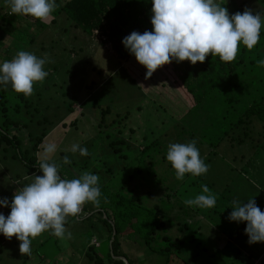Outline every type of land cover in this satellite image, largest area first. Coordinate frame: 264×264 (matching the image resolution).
I'll return each instance as SVG.
<instances>
[{"label": "trees", "instance_id": "1", "mask_svg": "<svg viewBox=\"0 0 264 264\" xmlns=\"http://www.w3.org/2000/svg\"><path fill=\"white\" fill-rule=\"evenodd\" d=\"M221 2L223 3V0ZM56 3L59 7L53 13L54 19L49 23H42L30 16L10 14L7 0H0V63L5 60H11L15 53L21 50L34 53L38 57L45 53L49 54L50 59L53 61L45 65V70L49 74L42 84L36 83L34 85V93L32 95L41 99L44 93H49V90L58 95L59 87L57 82H60L61 88L64 82H61L59 78L56 79L57 66L60 67V60L65 58L67 52H69V54L67 53L69 60L71 55L74 58L76 57L78 64L74 62L66 70L69 91L67 93L63 92L61 96L64 98L68 97V100L63 102L60 110L63 111L64 109L65 116L72 112L78 115L69 124L65 121L61 122L60 128H64L65 131V129L69 130L68 128H76L79 117L82 115V108L85 106L84 103L95 97L97 98V96L104 97L102 95L107 90L105 86L112 80L113 75H110L108 78L104 77L102 83L95 84L93 77L100 76L101 70L97 71L99 67L96 68L93 64L86 65L91 60L84 61L89 55L92 56L91 50L95 49L94 44L96 42L99 43L96 51H99L102 47L108 48V51L111 52V57L113 56L119 65L129 62L126 68L124 67L119 71H124V77L127 78L129 74H139L142 65L136 61L134 55L132 56L125 49L122 40L133 31L141 34L145 31H152L150 23L152 3L151 0H56ZM224 7L228 9L229 15H232L236 12L242 13L245 8H248V5L240 0L238 3L233 0H226ZM259 12L264 14V8L262 10L259 8ZM59 20L62 21L60 24L65 23V26L61 28L63 31L61 40L67 36L71 39V44H68V46L60 45L63 43L58 38H51L50 43L40 39L41 35H44L50 28H60ZM75 29L78 32L74 33ZM98 34L100 39L97 38ZM93 40H95L94 44ZM103 53H107L106 50ZM263 57L264 30L261 29L258 44L251 51L241 46L235 61L231 63L222 62L218 56L212 57L211 55L206 58L204 63L197 62L196 65H191L187 60L182 62L173 61L153 73L154 76H160L161 79L159 82L151 81L150 86L144 85V90L141 92L146 95L141 103L136 104L135 110L137 113L142 112L141 106L146 100L152 103L153 108L150 111L156 112L154 110L158 108L163 109V112L171 118L169 119H173L172 130L179 135L181 142L198 140L199 144L205 147L204 149L207 150V153L204 150L199 149V151L203 152L201 158L204 159L207 165L211 163V154L215 153V150H219L224 144L229 148H234L235 145L238 147L242 146L245 153H252L256 148L258 150L261 148L259 143L263 142L264 145V99L261 97L259 100H254L256 97L252 95L247 100L240 101L243 110L236 113V104H239L236 90L238 91L239 85L247 86V84L238 79V76L244 75L245 77V74L257 71L259 67H257L256 61L264 59ZM109 62H112V58L109 59ZM76 72H79L80 77L74 81L73 89L75 91L86 90L91 92V98L84 103L83 100L80 101L78 96H75L70 91V85ZM93 74L95 75L92 76ZM249 78L252 79L251 77ZM48 85L50 87H47ZM51 98L52 96L50 95ZM74 104L79 106L80 109H73L71 106ZM31 105L32 103L22 94H16L10 85L7 87L0 86V156H6L11 149L18 154L10 157L16 160L14 161L16 165L4 161L6 163L4 176L10 187L8 191L11 194L14 193V188L11 189L13 185L10 180V175H13V172L15 178L19 179L21 184H29V179L30 177L33 178V175H42L39 171V162L36 155L42 142V137L40 136L47 137L48 131L51 132L57 127L50 118H42L44 124L48 126V131L41 134L46 131V127H43L40 134L34 136L29 129L31 123L29 124L28 122H31L30 116H34V114L40 113L42 110L31 107ZM100 106L96 105L98 108ZM46 108L44 111L49 114ZM54 109L57 111L59 107L55 106ZM102 112H107V110H102ZM25 116L29 125L26 124ZM50 116L52 117L51 114ZM122 118H128L131 127L134 117H131L130 113L126 112ZM137 118L138 116L135 117V119ZM116 119L119 120V117L115 118V115L112 114V123L107 126H114L112 130H117L116 132L120 133L121 128L116 125ZM101 121L95 125L97 133L94 134L96 136L101 134ZM134 130L136 128L131 127L128 133ZM254 133H263V136L257 137ZM112 134V139L117 138L115 133ZM160 137H150L151 141L147 143L140 141V144H145L144 147L138 155L133 156L130 160L129 156L124 155V151L119 147L125 143L123 140H112V142L107 143L112 149V153L118 155L119 165H122V167L116 174L112 173V193L108 191L109 194L107 191L100 189L102 193L100 204H103V208L95 207L94 210H98L97 214L102 211L105 216L102 222L106 227L107 250L105 254L100 255L96 253L97 251L93 252L92 249H100L101 245L97 241H95L98 243L96 244L97 247L96 245H90L89 251L85 253V256L88 257L91 264H140L138 260L143 247H146L151 254L155 255L153 261L157 262V257L161 259L166 256L165 263L168 264L171 255H180L181 251L186 249V244L192 241L194 235L197 234L196 229L194 235L188 237V239L186 237L180 239L175 237V234L172 235V226L175 228L178 222L184 223L179 225L178 230H180V226L181 230L188 229V225L183 220H178L176 223L170 222L171 215L173 216L175 213L171 211L170 200L178 201L180 199L181 206L188 208L189 206H186L183 201L187 198H193L197 193L191 196L187 188L194 185L198 189L201 185L210 186L202 182H204L205 177L207 179V173L211 171L212 166L209 167V171L205 175L192 177L186 174L183 181L176 180L174 170L166 160L167 146L172 142L168 138V133L163 135L165 138L162 141ZM213 137L222 138L218 139L219 143L217 144ZM162 142L167 144L162 145ZM137 143L139 144V142ZM115 146H118V149ZM238 156L243 157L242 152L233 157L234 161ZM124 162L125 165H123ZM18 165L21 168L28 166L26 171H22L25 176L21 177L20 172H17ZM24 167L22 170H24ZM144 189L146 192H144ZM155 189H157L156 192ZM172 196L173 198H171ZM145 200H148V203ZM239 201L244 203L245 198H239ZM258 201H255L256 205L264 211V200L258 199ZM222 204L226 206L225 202L217 203V205ZM227 204L230 203L227 202ZM191 208H193L194 212L196 210L200 211L198 208ZM173 210L176 211V208ZM106 212L112 216V226L107 223L110 218ZM82 216L83 208L76 217L78 222ZM92 216L89 215L87 218L90 220ZM222 217L224 216L221 213V222L224 220ZM74 218L72 217V219ZM87 218L85 220H88ZM69 221L71 220L69 219L67 222ZM240 223L237 233L235 230H230L231 224L227 223V229L222 233L225 236L221 237V228H219L216 240L218 242L213 245L214 248L218 250L219 246L222 244L225 246L226 242L227 246L232 245V248L236 250V253H232L234 257L238 256L241 253L238 241L245 240V236L241 235L244 232L241 227L245 222ZM166 228H169V231ZM135 229H137L139 234L134 231ZM158 232L160 236L156 238ZM52 237L54 236L45 232L33 240L31 256H22L19 250H14L9 241H6L4 251L6 254H12L9 257L19 258V261L15 259V264H44L42 261L43 258H46V253H42L44 248L41 249L42 251H39V249ZM130 244L137 246L138 249L135 252H139V254L132 255L129 252V255L127 254L126 247ZM66 250H70V248L68 247ZM204 250L208 251L206 246ZM222 250L225 252L226 248ZM263 251L264 249L260 253ZM253 254V252L250 255L246 254V258L250 261L254 258L252 257ZM59 255V258H63L64 253ZM258 258H260L259 264H264V256ZM39 261L41 262L39 263ZM250 264H254V261H251Z\"/></svg>", "mask_w": 264, "mask_h": 264}, {"label": "rangeland", "instance_id": "2", "mask_svg": "<svg viewBox=\"0 0 264 264\" xmlns=\"http://www.w3.org/2000/svg\"><path fill=\"white\" fill-rule=\"evenodd\" d=\"M233 1L238 3L239 0ZM60 23H62L61 20H59L60 28H50V30H47L44 35H41L40 39L47 43L51 42V38H58L61 40V35L63 32L61 28L65 26V23ZM262 29L264 30V28ZM69 32H71V30H69ZM75 32H78V30L75 29L74 33ZM97 38L100 39L99 34L97 35ZM23 42H25V40H23ZM61 42L63 44L60 45L68 46V44H71V39H69L68 36L63 37ZM94 43L95 40H93V44ZM94 45L95 49L91 50L93 59L90 63H92L96 68L99 67L97 71L101 70L100 76H94L96 73L92 75L94 76V83L100 84L102 83L104 77H107L109 73H112L111 67L113 66V64L112 62H109V59H111L112 57L111 52L108 51V48L102 47L99 51H96L99 43L96 42V44ZM104 50H106L107 53H103ZM67 53L69 54V52ZM67 53L65 54V58L63 60H60V67L57 66L58 69L56 70V79L59 78L61 82H64L62 84V88L60 82H57V85L59 87L58 95L50 92L49 90V93H44L42 95L43 98L41 99L37 96H30L27 98L28 101L32 103L31 107H36L42 110L40 111V113H36L34 114V116H30L31 122L26 121L27 117L25 116L26 124L31 123L30 125H28L31 133L34 136L40 134L43 127H46V131L42 132L41 134L48 131V126L47 124H44V120L42 118H50V120L53 121L52 123L54 125H57V127L54 128L51 132L48 131L47 137L44 138L43 135L40 136L42 137V142L39 145L38 151L36 152L38 162L40 161L42 155L43 146L47 143L54 142L57 145V152L52 157V160L60 165L59 175L62 179L70 180L73 177L78 178V176L84 171H89L100 177L99 187L102 191H110L112 193V173L116 174L120 170L122 165H119L118 155L112 153V149L110 148V146H108L109 144L107 143L112 142V140H123L125 143L119 147L122 148V151H124V155L129 156L130 160L133 156L138 155L144 147L145 144H140V141H145V143H147L148 141H151L150 137L155 138L162 136L160 137L162 141V139L165 138L163 137V135L168 133V138L172 143L189 142L188 140L186 142H181L179 140V135L176 134L174 130H172L174 124L172 121L173 119L170 120L171 118L165 112H163V109L158 108L154 110L156 112L150 111L153 106L151 105L152 103L148 100H146L142 104V112H136V104L141 103L143 101L142 99L146 95L141 92L142 90H144V85L150 86L151 81L159 82V80L161 79L160 76L154 75H152V78L145 79L146 69L143 66L141 67L139 74H129L127 75V78L124 77V71L115 73L112 76V80H110L105 86V89L107 90L105 91V94L102 95L104 97L97 96V98L95 97L87 103L84 102L91 98V92L86 90L75 91L73 89L74 81L80 77L79 72L74 73V78L72 79L70 85V91L74 93L75 96H78V99L80 101L83 100L85 106H83L82 108V115H80L79 117L76 128H68L69 130L65 129L64 131V128H60L61 122L65 121L69 124L71 120L78 115H76L75 112H72L65 116L64 109L63 111L60 110V108L63 106V102L68 100V97L64 98L61 96L63 92L67 93L69 91L67 85L68 80L66 70L69 69V66L71 64L70 62H68V59L66 60ZM249 77H251L252 79H250ZM238 79L247 84V86L239 85L240 87L238 88V91L236 90V92H238L239 101V104H236V113H239V111L243 110L240 101H245L248 98L252 97V95L256 97L254 100H259L261 97L264 99V68L259 67L257 71L245 74V77L244 75L238 76ZM47 87L50 86L48 85ZM50 95L52 96L51 99ZM112 95L114 97L113 99ZM96 105L101 106L98 108L96 107ZM55 106L59 107L57 111L56 109H54ZM71 107L77 110L80 109V107L76 106V104L72 105ZM45 108L47 111H49V114L45 113ZM102 110H107V112L103 113ZM50 111L52 112L50 113ZM126 112L130 113L131 117H134L132 119L134 122L132 121L131 127L136 128V130L129 133L128 130L129 128H131L129 119L122 118L124 117ZM50 114L52 115V117L50 116ZM112 114L115 115V118L119 117V120L116 119V125L120 126V133L116 132L117 130H112L114 126H107L108 124L112 123ZM136 116H138L137 119H135ZM58 121L59 123L57 124ZM100 121L102 122V128L100 129L101 134L100 136H96L94 134L97 133L95 125L96 123H100ZM105 126L107 127L105 128ZM112 133H115L117 138L112 139ZM254 135L257 137H262L263 133H254ZM219 138L222 137H213V140L218 144ZM195 141L197 142L198 149L204 150L206 151L205 153H207V150L204 149L205 147L200 145L198 140ZM137 142H139V144ZM74 143H78L82 147H86L88 149L89 155L81 156L79 155V153L73 154L70 151V148ZM161 144L166 145L167 143L162 142ZM259 144L261 148H259V150L258 148H256L257 151L254 150L252 153H245L242 146L238 147L237 145H235L234 148H229L225 146L226 144H224L220 147L219 150H215V153L211 154V163L208 164L212 166L211 171L207 173V179L205 177V180L202 183H207L208 185H210L208 186L209 189L213 193L218 194V198H220L217 203L222 201L225 202L226 206H224L223 204L217 205L216 203L215 207L211 209H200V211L196 210V212H198L196 213L194 212V210H192L193 208L191 207L187 208L185 206H181L179 201L180 199L178 201L174 199L170 200L171 211L175 212L173 216L171 215L170 222L176 223L178 220H183L185 224L188 225V229L181 230L180 226V230H178L179 225L184 224L178 222V225L175 226V228L174 226H172V235L175 234V237H178L180 239H183L185 237L188 239V237L194 235L196 229L197 234L194 235L192 241L188 243L186 242V249L182 250L180 255H171L168 264H250L251 261H254L255 264H259V258L257 257V254L264 249V243L254 244V254L252 256L254 258H252L250 261L246 258V254L248 253V255H250L248 251L252 252V247L247 240L238 241V244L241 247V253L236 257H234V255L232 254L236 253V250L232 248V245L227 246L226 242L225 246L222 247V249L226 248L225 252H223V250L220 248H218L217 250V248L215 249L213 246L218 242L216 241L218 238L217 231L225 222H231L230 230H235L237 233L240 222L237 223L228 219L229 214L232 211L231 207L232 201L234 199L239 200V198H245V203L253 195L252 198L255 201L257 200V202H259L258 199L264 200V185L260 186L261 188L257 186L258 183L260 184V180L264 179V145L263 142ZM115 147L116 149H118V146ZM241 152L243 157L238 156V158L234 161L233 157ZM15 155L18 154L11 149L8 151L6 156H0V181H2L0 183V198H8L9 204L11 203V199L16 191V188L14 186H11V189L14 188L13 194L8 191L10 187L7 184L6 177L4 176L6 171V163H4V161H7V163L9 164L16 165V162H14L16 160L10 158L11 156L13 157ZM200 155H203V152L200 151ZM64 157H68L70 163H63ZM123 165H125V162L123 163ZM22 168L19 165L17 167V172H20L21 177L25 176L24 172L22 171H26V168L28 169V166L24 167V170H22ZM114 177H116V175H114ZM32 179H30L28 183H31ZM20 185H24V183H20ZM187 189L191 196H194L196 193L199 194L201 187H199L198 189L197 186L194 185ZM262 189L263 191H261ZM156 190L157 189H155V192ZM144 192H146L145 189ZM171 198H173V196ZM145 201L148 203V200ZM227 202H229L230 204H227ZM95 207L97 206H93L90 203L85 204L83 206V216L80 218L79 222L76 217L74 219H72V217L68 218V220L70 219L71 221L67 222L65 227L67 231L71 232V239L62 241L57 239L56 237H52L46 241V243L39 249V251H42L41 249L44 248V251H42V253H46V258H43V261L41 260L42 262H44V264H91L88 257L85 256V253L89 251L90 245L95 246L98 243L101 245V248H93L92 251H97L96 253L100 255L106 253L107 234L105 232L106 227L102 222V219H105V216L102 214L103 212L100 211V217V214L96 213L98 210H94ZM172 207L173 209L176 208V211L173 210ZM97 208H103V204L99 203V206ZM0 213H3L5 217H7L10 214V207H0ZM221 213L224 216L222 217L224 219L222 220V222L224 221L222 225H220ZM107 214L110 218L107 223L112 226V216L110 215V213ZM89 215H93L90 220L87 218ZM86 218L88 220H85ZM245 227L246 226H242L241 230L244 231ZM223 228L227 229V226ZM166 230L169 231V228H166ZM134 231L139 234L137 229H135ZM0 236L4 235L0 234ZM157 236H160L159 232L157 233L156 238ZM207 237L208 239L206 240ZM245 237L248 238V236ZM95 241H97L98 243ZM205 246L208 251L204 250ZM68 247L72 251L66 250ZM137 249V246L130 244L127 245L126 252L127 254L129 252V254L137 255L139 254V252H135L137 251ZM16 250L18 251V248ZM141 250L142 252L140 253V257L138 260L140 261V264H166V256H163L161 259L157 257L158 261L156 262L153 261V259H155V255L151 254L146 247L141 248ZM60 253H64L63 258H59ZM0 255H3L0 256V264H15V259L19 261V258L6 256L4 247L0 250ZM131 259L133 258L131 257ZM41 261H39V263Z\"/></svg>", "mask_w": 264, "mask_h": 264}, {"label": "clouds", "instance_id": "3", "mask_svg": "<svg viewBox=\"0 0 264 264\" xmlns=\"http://www.w3.org/2000/svg\"><path fill=\"white\" fill-rule=\"evenodd\" d=\"M226 0H151L152 31L143 34L136 31L124 37L122 44L136 61L146 69L145 79L164 65L173 61H189L191 65L204 63L206 58L218 56L222 62L235 61L240 47L251 51L260 40L264 28V14L245 8L229 15L224 7ZM10 14L30 16L42 23L54 19L53 13L59 5L56 0H7ZM53 61L49 54L38 57L28 51H18L11 60L0 63V86H11L16 94L28 98L34 93V85L42 84L48 76L45 65ZM264 68V59L256 61ZM70 151L81 156L89 155L88 149L78 143ZM57 152L54 142L42 148L39 171L31 183L15 191L11 203L0 198V207H10L5 217L0 213V234L11 240L20 241L22 256L32 255V242L48 232L59 240L71 239V232L65 225L69 217H77L85 204L99 206L102 195L100 177L84 171L78 178L62 179L59 167L52 157ZM166 160L170 163L178 181L186 174L192 177L205 175L209 171L201 158L197 142L170 143ZM63 163H70L68 157ZM218 194L207 185H201V192L183 201L186 206L211 209L215 207ZM230 221L246 222L244 229L248 243H264V211L253 198L242 203L234 199Z\"/></svg>", "mask_w": 264, "mask_h": 264}, {"label": "crops", "instance_id": "4", "mask_svg": "<svg viewBox=\"0 0 264 264\" xmlns=\"http://www.w3.org/2000/svg\"><path fill=\"white\" fill-rule=\"evenodd\" d=\"M242 1L244 4H247L248 5V8L249 9H252L253 12H259V8L260 10H262L264 8V0H240ZM116 56V55H115ZM133 56V55H132ZM131 56V57H132ZM68 59V57H66V60ZM93 57L92 56H88L87 59H85L84 61H90L92 60ZM69 60V59H68ZM70 62V64H73L74 62H76V57L74 58L73 55L70 56V60L68 61ZM77 63V62H76ZM78 64V63H77ZM92 63H88L86 65H90ZM112 73L108 74L106 78H108L110 75H114L115 73L119 72L120 69H123L124 67L126 68V66L129 64V62L127 61L126 63H121L120 65L114 60L113 56H112ZM10 180L12 182V185L15 186L17 189H19L20 187H22V185H20L19 183V179L15 178V174L13 172V175L11 174L10 175ZM30 179H32V177H30ZM29 179V180H30ZM24 185H27V184H24ZM264 185V179H261L260 180V184L258 183L257 186L259 188H261L260 186H263ZM263 191V189L261 190ZM228 224H231V222H227ZM227 223L225 222L224 224L222 222H220V228H221V234L224 232V230H226V228L224 229L223 227H226L227 226ZM241 224V223H240ZM243 226H246V222L243 224ZM241 233V232H240ZM242 236H247L245 234V232H243L241 234ZM221 236H225L224 234L220 235ZM245 240L248 241V238L245 237ZM6 241H9L10 244L12 245V247L14 248V250H16L18 248L19 250V241L17 239L14 238V236L12 237L11 240L5 238L4 236H0V250L4 247V245L6 244ZM224 245H220L219 247L222 248ZM251 247H252V252H254V244H251ZM5 252V251H4ZM249 252V251H248ZM251 253V252H250ZM248 254V253H247ZM7 256H12V254H6ZM258 256L257 257H263L264 256V251L262 253H258L257 254ZM0 256H3V255H0ZM14 256H16V254H14ZM260 259V258H259ZM258 259V260H259ZM257 260V259H256ZM255 264V262H254Z\"/></svg>", "mask_w": 264, "mask_h": 264}]
</instances>
